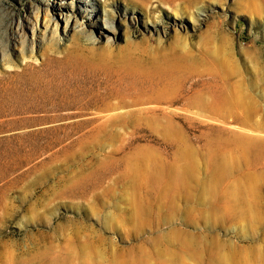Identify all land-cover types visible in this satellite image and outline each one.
<instances>
[{
	"label": "rangeland",
	"instance_id": "374dc122",
	"mask_svg": "<svg viewBox=\"0 0 264 264\" xmlns=\"http://www.w3.org/2000/svg\"><path fill=\"white\" fill-rule=\"evenodd\" d=\"M165 1L64 0L33 36L44 3L0 0V264H264V0ZM66 56L156 109L78 125L18 75Z\"/></svg>",
	"mask_w": 264,
	"mask_h": 264
},
{
	"label": "bare ground",
	"instance_id": "6f19581e",
	"mask_svg": "<svg viewBox=\"0 0 264 264\" xmlns=\"http://www.w3.org/2000/svg\"><path fill=\"white\" fill-rule=\"evenodd\" d=\"M39 1L44 3V5L46 7H45V10L43 13H39V11L35 12V14H34L35 15V17H34L35 18V25L33 26V29H32V35L34 36V33L39 34L41 32V30H44L49 26L52 27L53 34L56 35L58 24L60 23V21H63L64 25H66V22H67L69 16L72 14L71 13L72 9L71 8L69 9V8L64 6V2H63L64 0H39ZM103 14H104V16L106 15L105 11ZM104 22L106 24L109 23L105 18H104ZM75 29L77 31L83 30V29H85V26H84V24L80 23V24H78V26ZM88 40L93 43L95 41V37L90 34ZM53 58L52 57L47 58L43 62H41V64H40L41 67H43L42 71H44V73L48 75V77L51 81H58L53 87H47L45 82L42 83L40 81L39 78L43 75L41 73H38L39 71L37 69L34 70L33 68H25L18 75L19 76H22V75L28 76L29 80L37 81L36 83H38V84L41 83V85L38 86L39 87L38 92L42 96L51 97L55 94L57 97H59V96L65 97L66 99H69V101L71 100L74 103L80 102L81 105H83L84 107L91 109L90 114L92 115V117L87 118V119L84 118L82 120V122L77 123L78 125L86 126L90 130L97 129V128H103V127H106L109 124V122H111L115 119V118L112 119L113 118L112 116L115 115V112H119V113H122V112L127 113V112H131V111L132 112H139V111L145 112L147 110L156 109L154 107L155 106L154 104L156 103L157 97H156V93L154 91L155 88H152V86L149 87L147 92L144 91L146 93H144L142 95H139L141 92L139 94L134 93L133 96L127 95L123 92L121 93L120 88H121V86H123V78H125L126 76L128 77L127 74H129L131 76L133 74L131 72H135V71H131L130 69H121V70H119V72H121V73H117V72L115 74L112 73V74L116 75L117 78H113L116 80H115V84H113V86L111 87V84H109L108 80L99 79L97 76L92 75L89 72L90 70H88V68H85L84 67L85 65L83 66V63H79L78 61L70 60V58L67 56L66 57H59L57 59H55V58L53 59ZM32 61L34 62V60H32ZM89 66H90V64H89ZM103 71H104V69H103ZM136 72L138 73V71H136ZM142 73H143V71H142ZM75 79L85 81L87 85L85 87H81V88L73 86V88H75V90H73V89H69L67 87L66 88L62 87L59 84L63 80H72L73 81ZM138 81L140 82V80H138ZM51 86H52V84H51ZM131 86H133V85H131ZM38 87H35L33 90L37 89ZM116 87L119 89V91L116 89ZM161 88H163V87L161 86ZM235 94L233 95V93H232V96L236 98V102H238L237 104L241 103L242 107L245 106L247 108L249 104L247 102V99L244 98L245 96L244 95L240 96L241 94L238 95V93L236 94L237 96H235ZM228 95H230V93ZM224 98H223V100H224ZM230 98L232 100V97H230ZM233 102H235V101H233ZM199 104L202 105L201 102ZM78 111H79V109H78ZM113 112H114V115L111 114ZM90 114L88 113V115H90ZM262 144H264V143H262ZM217 169H215L214 175L217 173ZM153 170H154L153 171L154 174H158L160 172L158 168H155ZM187 172H188V170L186 168L180 174L174 175V180H177V182L179 181L182 184L185 177L187 176ZM223 172H224L223 167H221L220 173H223Z\"/></svg>",
	"mask_w": 264,
	"mask_h": 264
}]
</instances>
